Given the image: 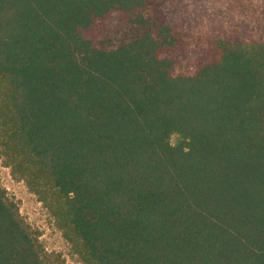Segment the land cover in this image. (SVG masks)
I'll return each mask as SVG.
<instances>
[{"label":"trees","instance_id":"trees-1","mask_svg":"<svg viewBox=\"0 0 264 264\" xmlns=\"http://www.w3.org/2000/svg\"><path fill=\"white\" fill-rule=\"evenodd\" d=\"M0 160L83 264H264V0H0Z\"/></svg>","mask_w":264,"mask_h":264},{"label":"rangeland","instance_id":"rangeland-1","mask_svg":"<svg viewBox=\"0 0 264 264\" xmlns=\"http://www.w3.org/2000/svg\"><path fill=\"white\" fill-rule=\"evenodd\" d=\"M143 28L126 24L118 31L106 35L98 48L113 50L138 37ZM0 188L12 201L21 219L30 227L37 239L47 264H83L76 248L68 242L48 210L31 193L23 181L14 177L0 160Z\"/></svg>","mask_w":264,"mask_h":264}]
</instances>
